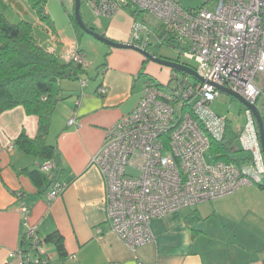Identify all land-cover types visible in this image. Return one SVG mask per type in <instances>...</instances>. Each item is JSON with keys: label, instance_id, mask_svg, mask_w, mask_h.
<instances>
[{"label": "crops", "instance_id": "obj_1", "mask_svg": "<svg viewBox=\"0 0 264 264\" xmlns=\"http://www.w3.org/2000/svg\"><path fill=\"white\" fill-rule=\"evenodd\" d=\"M34 17L35 24L50 35L48 51L63 55L75 45L87 61L83 48L90 51L87 45L93 42L85 39L86 45L78 44L81 34L71 22L75 41L60 37L56 27L52 32ZM133 20L128 12L118 10L95 17L87 26L115 42L142 44L143 33L139 41L131 39ZM155 34L161 41L156 30ZM94 48L95 58L86 65L91 68L88 79L81 78L86 84L81 86L80 79H74L78 85L68 98L63 94L51 118L47 142L56 147L57 155L48 171L49 186L37 185L39 181L27 173L49 159L28 154L15 144L22 131L30 138L36 136L37 116L23 106L0 114V264H17L9 253L27 248L23 237L30 225L37 227L48 264H264V188L254 183L151 219L154 240L135 251L108 229L105 182L92 156L104 144L106 130L134 108L146 77L165 86L172 70L133 49ZM101 86L104 93L99 92ZM70 118L73 124L68 123ZM56 182L62 190L51 199L49 192ZM54 234L62 239L63 255L50 240Z\"/></svg>", "mask_w": 264, "mask_h": 264}, {"label": "built area", "instance_id": "obj_2", "mask_svg": "<svg viewBox=\"0 0 264 264\" xmlns=\"http://www.w3.org/2000/svg\"><path fill=\"white\" fill-rule=\"evenodd\" d=\"M206 1L214 2L213 10L184 8L176 0L90 2L98 16L130 8L152 16L179 56L195 62L193 69L202 78L192 83L172 70L165 86L154 78L145 79L134 108L106 130L104 144L92 156L91 162L105 182L108 229L132 251L154 240L151 219L264 179V156L252 110L245 106L244 125L232 129L229 121L210 107L222 93L219 87L256 108L261 98L264 106V0ZM153 31L144 20L134 18L130 36L135 42L141 39L140 33H146L144 42L136 44L143 46L149 44ZM61 59L87 65L75 45ZM80 84L85 85V80L80 79ZM99 92L104 93L105 88L101 86ZM74 122V118L68 121ZM229 130L237 132L235 142L248 161L240 165L214 159L208 162L205 153L215 144L226 145ZM53 166L51 159L38 164L44 172ZM61 190L56 182L49 198ZM21 211L28 213L25 206ZM23 239L27 248L9 256L16 258L17 264H48L49 255L37 227L28 226Z\"/></svg>", "mask_w": 264, "mask_h": 264}, {"label": "trees", "instance_id": "obj_3", "mask_svg": "<svg viewBox=\"0 0 264 264\" xmlns=\"http://www.w3.org/2000/svg\"><path fill=\"white\" fill-rule=\"evenodd\" d=\"M25 1L37 19L52 31L54 26L47 12V0ZM126 12L135 19L144 20L142 11L137 8L127 9ZM69 20L78 34L84 33L73 16ZM153 30H156L162 44H170L176 48L171 38L165 36L161 26ZM175 60L180 61L179 58ZM84 73L85 67L66 62L39 44L31 23L21 20L13 24L0 13V114L16 106H23L26 112L38 118L35 137L30 138L22 131L15 140L22 151L43 160H53L56 157V147L47 142V135L56 105L64 98L59 83L63 79L79 80ZM178 73L187 76L185 73ZM148 78L151 77H146ZM236 136L237 132L229 130L226 145L212 146L211 149L216 153L213 157L215 161L233 162L237 165L248 161L247 154H241L242 150L234 146ZM27 173L33 180L39 181L37 185L49 186L52 182L48 178V172L40 171L38 167L27 170ZM256 184L264 188V184ZM50 240L63 255L61 237L54 234L50 236Z\"/></svg>", "mask_w": 264, "mask_h": 264}, {"label": "rangeland", "instance_id": "obj_4", "mask_svg": "<svg viewBox=\"0 0 264 264\" xmlns=\"http://www.w3.org/2000/svg\"><path fill=\"white\" fill-rule=\"evenodd\" d=\"M182 7L184 8H191L196 9L202 6H205L209 10L214 9V2H207L206 0H176ZM91 0H80V15L82 20L86 25L89 26L91 22L95 19V17H98L93 12L92 6H91ZM47 12L50 15V18L53 22V26L56 27L58 31H60L59 35L62 38H65L66 36H69L73 41H75V36L73 35L72 29L70 27V17L73 16L74 13V0H47L46 3ZM0 13L8 20L10 23H17L21 20L27 21L33 25V33L37 41H40V44L44 47L47 46L48 41L51 42L50 35L45 31L44 27L35 24L34 20V12L30 9V7L27 5V3L24 0H0ZM70 16V17H69ZM143 19L146 23L149 24L150 27H153L154 29L157 28L159 25L157 20H155L152 16L147 14L146 12H142ZM140 20V18H139ZM140 33V37H141ZM146 34V33H143ZM146 35H142L143 38H145ZM78 44L80 42H84L85 39H90L93 44L87 45L88 48L91 47L90 51L89 49L83 48L87 54V62H91V59L93 60L95 58L93 51L96 50L94 48L96 45H99L101 47L106 46L105 43L95 39L93 36L82 33L80 35V38H78ZM83 39V40H81ZM149 39L151 44L153 45L152 48L155 49V51H158V55L163 56L165 58H169L172 60H175L176 58H179L180 62L194 68L195 62L193 60L186 59L182 56H179V52L177 48L172 47L170 44H162L160 40L156 37L155 32L153 31L149 35ZM77 44V43H76ZM84 45L86 43L84 42ZM94 46V47H93ZM56 55L60 58L59 51L56 52ZM62 56V55H61ZM102 56V55H101ZM104 58V57H103ZM87 73H84L82 77L83 79H88L87 74L90 68V66L85 67ZM182 74L178 73V78H181ZM187 78L190 82L196 83L197 80L187 75ZM157 80V79H156ZM174 83V81L171 82V85ZM60 88L62 89V93L66 95L65 99L69 97V92L72 88L78 85V81L74 79H63L59 83ZM64 99V100H65ZM257 109L262 117V120L264 121V106H263V100L259 98L257 101ZM211 109L221 115L224 116L229 121V126L233 128H241L245 123V116H244V104H242L238 99L225 94L221 93V95L211 103ZM236 148H239V143L236 141L235 145ZM215 151L213 149L208 150L205 153L206 160L208 162H213V154ZM241 154L246 155L244 151H241ZM130 170L127 169V172ZM264 184V179L261 182ZM255 185H257L255 183ZM262 204L264 205V193L262 194Z\"/></svg>", "mask_w": 264, "mask_h": 264}, {"label": "water", "instance_id": "obj_5", "mask_svg": "<svg viewBox=\"0 0 264 264\" xmlns=\"http://www.w3.org/2000/svg\"><path fill=\"white\" fill-rule=\"evenodd\" d=\"M74 20L78 27L84 32L87 33L91 36H93L95 39L105 43L106 45H109L114 48H128V49H133L139 53H141L145 59L152 61L154 63H157L161 66L168 67L171 70H175L177 72H182L187 75H190L194 77L196 80L202 81V78L194 71L193 68L190 66L178 62L177 60H172L169 58L162 57L160 55H155L153 52L150 51V49L153 50L152 44L149 43L147 45L139 46L136 44H131V43H119L115 42L107 37L104 36V34H100L96 31L93 30V28L88 27L84 21L81 18L80 15V0H74V13H73ZM156 49V48H155ZM219 89L222 91V93L228 94L236 99H238L244 106L250 108L253 112V115L255 117L256 123H257V128H258V134H259V139L261 143V148L264 156V126H263V120L262 117L257 110V108L254 105L248 104L243 98H241L239 95L236 93L230 91L227 88L224 87H219Z\"/></svg>", "mask_w": 264, "mask_h": 264}, {"label": "flooded vegetation", "instance_id": "obj_6", "mask_svg": "<svg viewBox=\"0 0 264 264\" xmlns=\"http://www.w3.org/2000/svg\"><path fill=\"white\" fill-rule=\"evenodd\" d=\"M150 51H151V52H153L155 55H157V56H158V51H155V49H153V50H152V49H150Z\"/></svg>", "mask_w": 264, "mask_h": 264}]
</instances>
